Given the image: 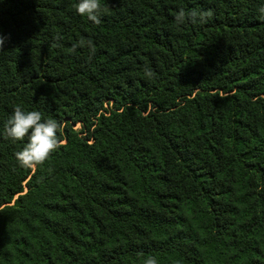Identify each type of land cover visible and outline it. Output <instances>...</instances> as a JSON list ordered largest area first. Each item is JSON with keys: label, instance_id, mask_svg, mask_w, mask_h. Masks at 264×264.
I'll list each match as a JSON object with an SVG mask.
<instances>
[{"label": "trees", "instance_id": "1", "mask_svg": "<svg viewBox=\"0 0 264 264\" xmlns=\"http://www.w3.org/2000/svg\"><path fill=\"white\" fill-rule=\"evenodd\" d=\"M77 3L0 0V264H264V0ZM17 106L61 125L38 167Z\"/></svg>", "mask_w": 264, "mask_h": 264}, {"label": "clouds", "instance_id": "2", "mask_svg": "<svg viewBox=\"0 0 264 264\" xmlns=\"http://www.w3.org/2000/svg\"><path fill=\"white\" fill-rule=\"evenodd\" d=\"M75 12L80 16H86L90 21L99 24L101 21L99 16L101 14L100 0H79L75 6ZM259 11L264 13V6ZM213 12L209 9L207 11L197 12L196 10L186 11L181 8L175 14L174 20L178 26L184 25L186 22L193 24H204L211 20ZM264 19V16L261 17ZM58 35L56 40H60ZM5 37L0 36V51L3 50ZM94 52V45L89 39L87 42L81 40L80 46L85 45ZM59 46L54 43L52 47ZM77 45H73L71 51L75 52ZM145 74L152 76L151 69L146 68ZM61 130V125L58 121L52 118L44 119L41 112L36 110L25 111L20 106L15 107L13 113L4 122V135L6 139L13 141L27 140V143L21 151H18L16 159L22 168H34L44 164L48 161L52 154L59 148L61 140L58 133ZM145 264H157L154 257H149Z\"/></svg>", "mask_w": 264, "mask_h": 264}]
</instances>
